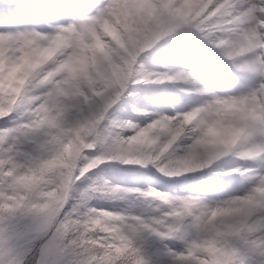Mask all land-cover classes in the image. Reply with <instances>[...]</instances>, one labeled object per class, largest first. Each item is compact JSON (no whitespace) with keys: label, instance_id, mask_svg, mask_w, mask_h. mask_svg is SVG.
Instances as JSON below:
<instances>
[{"label":"clouds","instance_id":"obj_1","mask_svg":"<svg viewBox=\"0 0 264 264\" xmlns=\"http://www.w3.org/2000/svg\"><path fill=\"white\" fill-rule=\"evenodd\" d=\"M74 2L8 0L0 20V264H129L133 243L138 264L217 245L212 264H264V0ZM158 20L198 44L151 43ZM153 172L205 187L124 179ZM189 202L205 223L184 244L124 223Z\"/></svg>","mask_w":264,"mask_h":264},{"label":"rangeland","instance_id":"obj_2","mask_svg":"<svg viewBox=\"0 0 264 264\" xmlns=\"http://www.w3.org/2000/svg\"><path fill=\"white\" fill-rule=\"evenodd\" d=\"M4 2L3 5H6V7H0V20L4 18V13L7 11L9 7L8 0H2ZM1 3V0H0ZM25 15H27V12H25ZM37 18H39L37 16ZM177 28L176 25H172V27L168 28V25L166 28L161 24L160 26H155V29L151 36V43H155L156 41L168 37V35L177 34L174 33L175 29ZM174 43V42H172ZM198 44L197 42H193L192 45L195 47ZM179 144V142H178ZM152 175V176H151ZM149 175L150 177H153L152 179H142L139 180L140 184L144 183V186L140 188H146L149 183H151L153 186L157 187L159 190L171 193L173 195H188V194H198L200 191L203 190L205 187V184L200 182L199 175L200 174H190L187 179L181 178L180 181L176 182L174 185L168 184V183H161L158 181V179H155L156 174L153 172ZM196 181V182H195ZM238 186V184L236 185ZM118 206L120 204H117ZM98 206V205H97ZM104 207L113 208L112 206L105 205L103 203ZM99 207V206H98ZM5 212L9 210H3ZM12 211V210H11ZM203 210L200 208V205L198 203L189 202L187 205L180 204L174 206L171 216H164L162 218L155 219L150 225L147 227H144V222L141 223V225H130L128 221H125V225H128L130 228H133L136 230L137 235L140 234V232H147L149 237L153 236H159L160 239L166 240H173V236L175 237H188L191 235L190 230H200L204 227V221L202 219ZM171 220L172 223H168V221ZM3 221V216H0V223ZM161 229H163L166 232V235L161 236L160 232ZM158 238L153 237V242H155ZM146 242V241H145ZM197 244L202 243V241H194ZM177 244H184V239H180L176 241ZM257 244L260 243L259 240L256 241ZM179 246V245H174ZM131 249L128 254L127 260L129 261V264H138L139 262H143L144 257L142 254H140V247L139 245H135L134 243L131 245ZM219 245L212 249H208V255H197V251H204L203 248H198L195 251H184V252H171L169 248L166 250L161 246L160 251L157 253V259L161 262V264H164L166 260L171 261V264H212V261L216 259V248H218ZM167 252V255H166Z\"/></svg>","mask_w":264,"mask_h":264},{"label":"snow or ice","instance_id":"obj_3","mask_svg":"<svg viewBox=\"0 0 264 264\" xmlns=\"http://www.w3.org/2000/svg\"><path fill=\"white\" fill-rule=\"evenodd\" d=\"M93 3V0H82L81 3H75L72 5V7H82V6H91V4ZM64 10H69V9H64ZM36 18V17H34ZM181 39H189V38H181Z\"/></svg>","mask_w":264,"mask_h":264},{"label":"bare ground","instance_id":"obj_4","mask_svg":"<svg viewBox=\"0 0 264 264\" xmlns=\"http://www.w3.org/2000/svg\"><path fill=\"white\" fill-rule=\"evenodd\" d=\"M161 24H163V26L166 28V26L168 25V28H170V27H172V25H170V24H166V23H164L163 21H160V20H158L157 21V24H156V26L158 27V26H160ZM182 27V25H179V24H177V28L175 29L174 27V29H175V32L174 33H178L179 32V29ZM152 36V35H151Z\"/></svg>","mask_w":264,"mask_h":264},{"label":"trees","instance_id":"obj_5","mask_svg":"<svg viewBox=\"0 0 264 264\" xmlns=\"http://www.w3.org/2000/svg\"><path fill=\"white\" fill-rule=\"evenodd\" d=\"M93 203H95V201H93ZM12 211H15V210H12ZM36 230H37V231H43V230H44V226H43V225H40V226L37 227ZM131 248H132V247L130 246V249H131ZM55 251H56V249H55L54 247L49 249V252L52 253V254H54ZM125 258L127 259L128 257H125Z\"/></svg>","mask_w":264,"mask_h":264}]
</instances>
